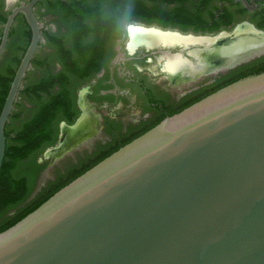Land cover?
<instances>
[{
	"label": "water",
	"instance_id": "95a60500",
	"mask_svg": "<svg viewBox=\"0 0 264 264\" xmlns=\"http://www.w3.org/2000/svg\"><path fill=\"white\" fill-rule=\"evenodd\" d=\"M40 1L12 9L0 45L1 58L24 14L33 36L0 115V174L6 127L43 41L34 13ZM242 1L254 10L263 0ZM134 27L147 28L132 24L129 45ZM151 28L216 39L218 46L247 29L264 44V30L247 22L206 36ZM202 47L174 46V55L194 61ZM263 56L264 48L200 74ZM87 118L85 111L75 124L62 123L59 145L45 155L61 156L65 131ZM0 264H264V73L165 119L62 188L0 233Z\"/></svg>",
	"mask_w": 264,
	"mask_h": 264
},
{
	"label": "trees",
	"instance_id": "16d2710c",
	"mask_svg": "<svg viewBox=\"0 0 264 264\" xmlns=\"http://www.w3.org/2000/svg\"><path fill=\"white\" fill-rule=\"evenodd\" d=\"M146 1L52 2L49 11L57 15L60 24L58 27L66 30L61 33L60 30L53 32L51 29H43L45 42L40 43L38 52L32 60V68L27 73L24 88L6 127V157L0 174V233L15 226L62 188L149 131H143L109 151L96 152V155L82 166H75L66 176L50 183L49 187L27 203L36 190L43 171L48 167L47 162L42 164L39 159L47 149L57 145L61 123L67 121L73 124L78 117L75 113L74 93L82 82L87 81L86 76L93 68L96 56L103 51L102 44L106 35L115 40L121 35L124 24L142 19L158 21L165 25L174 24L175 27L184 30L198 32L218 30L214 29L215 26L200 24L196 20L197 9L194 11L185 8H160L161 3L174 0H151L156 6L149 8L145 4ZM9 15L10 12L0 16L4 25ZM43 15L45 14L41 13L40 9V21ZM21 27V39L17 43L14 41L16 29H13L7 52L0 59V115L32 41V30L24 16ZM258 27L264 30V22L259 23ZM2 37L3 30L0 31V45ZM47 49H52V52L47 53ZM261 73H264V57L240 68L234 79L210 91L207 96L240 79ZM14 210L17 212L10 215Z\"/></svg>",
	"mask_w": 264,
	"mask_h": 264
},
{
	"label": "flooded vegetation",
	"instance_id": "af4514ba",
	"mask_svg": "<svg viewBox=\"0 0 264 264\" xmlns=\"http://www.w3.org/2000/svg\"><path fill=\"white\" fill-rule=\"evenodd\" d=\"M31 1L33 0H14L11 4L9 0H0V16L8 12L11 14L15 7L26 5ZM54 1L56 0H41L35 6L34 13L42 27V36L43 29L57 32L56 28L45 26L39 20L40 9L41 13L48 14ZM248 1L252 3V0ZM145 4L149 8L156 6L151 0H147ZM160 8H185L194 9V11L197 9L198 13L195 12V14L198 19L196 20L200 24L215 26L214 29H218L212 32L193 30L196 36L230 31L245 22L259 28L258 24L264 22V0L257 2L254 10L248 9L242 0H204L203 2L174 0V2L161 3ZM23 16L25 17L24 14H19L16 17L10 31L11 35L13 29H16L14 36L16 43L21 39ZM132 24L143 25L147 28L176 30L174 24L165 25L158 21L142 19L124 24L121 35L115 40L109 35L104 37L103 51L96 56L94 66L86 76L87 81L82 82L74 93L75 113L78 114L75 123L87 111V121L90 127L77 143L63 146L61 156L57 157L53 154L48 157L45 155L46 150L39 159L42 164L48 163L45 170L53 168L57 174H60L69 167L82 163L83 160L91 159L98 151H109L128 139L138 136L141 132L151 130L165 119L202 100L210 91L234 79L238 75V70L243 66L264 57L213 74L185 75L183 81H177L174 79V73L165 69L167 59L174 57L177 53L174 46L151 48L143 44L135 51H131L129 27ZM5 25L0 19V31L3 30V35ZM226 26L228 28H225ZM30 29L32 30L31 27ZM44 42L43 37L41 43ZM7 48L3 55L6 54ZM62 123L75 124H69L67 121ZM59 142L60 140L51 148L57 147Z\"/></svg>",
	"mask_w": 264,
	"mask_h": 264
},
{
	"label": "bare ground",
	"instance_id": "6f19581e",
	"mask_svg": "<svg viewBox=\"0 0 264 264\" xmlns=\"http://www.w3.org/2000/svg\"><path fill=\"white\" fill-rule=\"evenodd\" d=\"M131 37L132 42L130 46L132 48L138 47L141 44H145L151 48L203 45L202 48L194 52V61L182 55H174V57L167 59L165 69L174 73V79L177 81H183L185 75H196L219 66L233 64L264 48V44L262 42L259 43L247 29L243 36L222 46L216 44V39L182 36L178 33L161 32L152 28L134 27L131 29ZM89 127L90 123L85 120L77 128L67 129L65 131L66 144L77 143L83 138Z\"/></svg>",
	"mask_w": 264,
	"mask_h": 264
},
{
	"label": "rangeland",
	"instance_id": "374dc122",
	"mask_svg": "<svg viewBox=\"0 0 264 264\" xmlns=\"http://www.w3.org/2000/svg\"><path fill=\"white\" fill-rule=\"evenodd\" d=\"M41 23L45 26H50V27H54L56 28L57 32L60 30L61 33L65 32V28L61 27L59 28L58 26H60L59 24V20L58 17L55 13H52L51 11H49L48 14H45L41 17ZM176 30H179L181 32H185V34H193V30H184L182 28L179 27H175ZM52 49H47V53H51ZM2 64V63H1ZM61 68V65H59V69ZM48 150V149H47ZM100 153V152H99ZM96 154H94L92 157H94ZM88 160V159H87ZM87 160H83L81 161L82 163H77L72 167H69L67 170H65L64 172H61L60 174H57L56 170L53 168H49L47 170H45L39 180V183L37 185L36 190L34 191V193L32 194V196L30 197V199L27 201V203H29L30 201H32L33 199H35L39 193H41L43 191V189L47 188L50 186V183L57 181L58 179L63 178L64 176H66L75 166L76 167H80L82 166V164L84 162H86ZM17 212V210H14L12 212H10V215H13Z\"/></svg>",
	"mask_w": 264,
	"mask_h": 264
}]
</instances>
